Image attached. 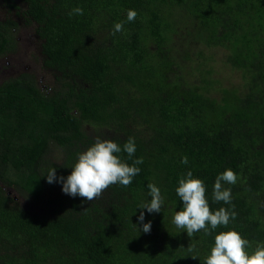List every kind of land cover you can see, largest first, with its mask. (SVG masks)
I'll use <instances>...</instances> for the list:
<instances>
[{"label":"trees","instance_id":"trees-1","mask_svg":"<svg viewBox=\"0 0 264 264\" xmlns=\"http://www.w3.org/2000/svg\"><path fill=\"white\" fill-rule=\"evenodd\" d=\"M1 1L15 15L0 19V59L33 27L55 79L51 90L29 73L0 84V264H205L221 231L240 232L249 251L264 242V0ZM77 7L83 15H69ZM220 63L238 85L214 81ZM97 137L116 141L129 165L143 158L129 186L87 201L47 182L53 167L66 179ZM228 168L238 177L225 184L231 204L213 200ZM188 171L212 211L237 213L210 235L173 223ZM149 183L165 198L158 213L138 208L151 200Z\"/></svg>","mask_w":264,"mask_h":264},{"label":"clouds","instance_id":"clouds-1","mask_svg":"<svg viewBox=\"0 0 264 264\" xmlns=\"http://www.w3.org/2000/svg\"><path fill=\"white\" fill-rule=\"evenodd\" d=\"M73 14L83 15V9L74 8L69 15ZM136 16L137 12L129 9L127 21H134ZM122 31L123 22L115 23L113 35ZM42 87L48 88L45 85ZM121 151V146L116 141L97 137L91 146L78 154L77 162L66 179L63 176L57 177L53 167L49 168L46 174L47 182L50 184L60 182L62 191L66 195L79 196L87 201L100 197L114 184L127 187L132 183L133 177L139 174L140 168L136 165L142 164L143 158H138L129 165L118 155ZM123 151L129 158L133 156L136 151L133 137H129L124 143ZM181 163H188L187 156L182 157ZM237 179V174L231 168L218 174L213 186V200L231 204V188L225 187V184H235ZM147 187L151 200L141 203L138 208L147 209L149 213H158L161 211L165 198L156 184L149 183ZM176 193L183 202V207L175 213L173 223L177 228L185 230L189 237L202 230L206 235H210L211 230L227 226L237 215L235 211L225 207L212 211L206 196L204 181L195 177L191 171L180 178ZM232 207L234 208V205ZM138 219L141 222L144 221L143 211L140 212ZM150 230L151 222L144 223L142 231L148 233ZM251 247L249 240L234 228L221 231L215 236L214 246L211 248L210 255L206 257L205 264H264V242L257 243L254 250L249 251Z\"/></svg>","mask_w":264,"mask_h":264},{"label":"rangeland","instance_id":"rangeland-1","mask_svg":"<svg viewBox=\"0 0 264 264\" xmlns=\"http://www.w3.org/2000/svg\"><path fill=\"white\" fill-rule=\"evenodd\" d=\"M0 17L3 13L0 12ZM33 27H22L19 29L18 37H20V49L16 53H12L6 59H0V84L8 77L20 76L23 73H29L36 77L38 85L49 87L54 83V73L46 70L41 60L38 58L39 50H41L39 42L36 40L32 32ZM224 55L216 53V58L220 59ZM221 65V69H216L217 73L213 74L214 81L222 82L220 86H232V83L240 81V74L230 71ZM197 71V69H196ZM216 86V85H215ZM220 87L219 85H217ZM10 195L15 196V191L7 189Z\"/></svg>","mask_w":264,"mask_h":264},{"label":"flooded vegetation","instance_id":"flooded-vegetation-1","mask_svg":"<svg viewBox=\"0 0 264 264\" xmlns=\"http://www.w3.org/2000/svg\"><path fill=\"white\" fill-rule=\"evenodd\" d=\"M0 12L3 13V17H0L1 20H4L5 17L9 16L10 14L15 15V11H9L6 6H4V4L2 3V1L0 0ZM37 40V38H36ZM41 53V51H40Z\"/></svg>","mask_w":264,"mask_h":264}]
</instances>
